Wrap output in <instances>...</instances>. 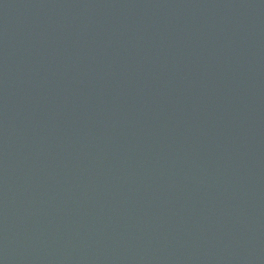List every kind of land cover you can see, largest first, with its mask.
Returning <instances> with one entry per match:
<instances>
[{"label":"water","instance_id":"obj_1","mask_svg":"<svg viewBox=\"0 0 264 264\" xmlns=\"http://www.w3.org/2000/svg\"><path fill=\"white\" fill-rule=\"evenodd\" d=\"M0 264H264V0H0Z\"/></svg>","mask_w":264,"mask_h":264}]
</instances>
